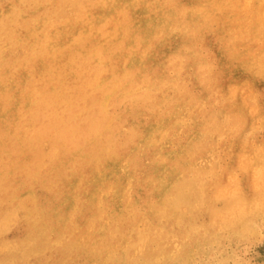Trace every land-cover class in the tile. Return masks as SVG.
<instances>
[{
    "label": "rangeland",
    "instance_id": "rangeland-1",
    "mask_svg": "<svg viewBox=\"0 0 264 264\" xmlns=\"http://www.w3.org/2000/svg\"><path fill=\"white\" fill-rule=\"evenodd\" d=\"M0 15V264H264V0H0Z\"/></svg>",
    "mask_w": 264,
    "mask_h": 264
},
{
    "label": "bare ground",
    "instance_id": "bare-ground-1",
    "mask_svg": "<svg viewBox=\"0 0 264 264\" xmlns=\"http://www.w3.org/2000/svg\"><path fill=\"white\" fill-rule=\"evenodd\" d=\"M105 1H106V0H105ZM117 1H118V0H117ZM113 2H114V1H111V4H112ZM109 3H110V2H109ZM114 3H115V2H114ZM82 4H83V3H82ZM42 5H43V4H42ZM25 6L27 7V5H25ZM25 6H24V7H25ZM87 6H88V5H87ZM98 6H99V5H98ZM107 6H108V5H107ZM107 6H106V7H107ZM109 6H110V5H109ZM111 6H112V5H111ZM111 6H110V7H111ZM81 7H82V6H81ZM94 7H95V6H94ZM25 9H26V8H24V10H25ZM99 9H100V8H99ZM109 9H110V8H108V9L105 8V10H107V11H108ZM87 10H88V9H87ZM89 10H90V8H89ZM94 10H95V8H94ZM101 10H102V9H101ZM120 10H121V9H120ZM120 10H119V11H120ZM95 11H96V10H95ZM99 11H100V10H99ZM107 11H106V12H107ZM2 12H3V10H1V14H2ZM23 12H24V11H23ZM27 12H28V11H27ZM85 12H86V11H85ZM90 12H91V10H90ZM24 13H25V12H24ZM93 14H94V12H93ZM93 14H91V15L93 16ZM118 15H119V14H118ZM0 16H1V15H0ZM94 16H95V15H94ZM40 17H41V16H40ZM96 17H97V15H96ZM102 17H103V16H102ZM103 19H104V18H103ZM87 23H88V22H87ZM94 23H95V22H94ZM99 23H100V22H99ZM104 23H105V22H103V24H104ZM2 24H3V23H2ZM27 24H28V23H27ZM27 24H26V25H27ZM91 24H92V23H91ZM100 24H102V23H100ZM86 25H87V24H86ZM94 25H95V24H94ZM24 26H25V25H24ZM66 26H67V25H66ZM89 26H91V25H89ZM99 27L101 28V25H100ZM23 28H24V27H23ZM85 28H86V26H85ZM34 29H35V28H34ZM55 29H56V28H55ZM35 30H36V29H35ZM52 31H53V30H52ZM66 31H67V30H66ZM69 31H70V30H69ZM69 31H68V32H69ZM81 31L84 32L85 29L83 28ZM48 32H49V31H48ZM48 32H47V33H48ZM54 32H55V31H54ZM56 32H57V31H56ZM63 32H64V31H63ZM73 32H74V29H73ZM75 32H76V31H75ZM71 33H72V32H71ZM94 33H95V32H94ZM50 34H51V33H50ZM67 34H68V33H67ZM73 34H76V33H73ZM84 34L86 35L87 33L84 32ZM84 34H80V35L82 36V35H84ZM51 35H52V34H51ZM55 35H56V34H55ZM58 35H60V34H58ZM62 35H65V34H62ZM76 35H77V34H76ZM78 35H79V34H78ZM94 35H97V33L94 34ZM60 36H61V35H60ZM73 36H74V35H73ZM73 36H72V37H73ZM81 36H80V37H81ZM89 36H91V35L88 34V37H89ZM57 37H58V36H57ZM63 37H64V36H63ZM76 37H77V36H76ZM88 37H86V38L88 39ZM37 38H38V36H37ZM59 38H60V37H59ZM67 38H68V37H67ZM74 38H75V37H73L72 40H73ZM82 38H83V36H82ZM98 38H99V37H98ZM57 39H58V38H57ZM64 39H65V38H64ZM87 39H86V40H87ZM92 39H94V38H92ZM32 40H33V39H32ZM69 40H71V38H70ZM89 40H90V39H89ZM99 40H100V39H99ZM42 41H43V40H42ZM57 41H58V40H57ZM57 41H56V42H57ZM59 41H60V40H59ZM62 41H63V40H62ZM64 41H65V40H64ZM81 41H82V39H81ZM94 41H95V40H94ZM97 41H98V40H97ZM51 42H52V40H51ZM53 42H54V41H53ZM66 42H67V41H66ZM84 42H86V41H83L82 43L84 44ZM89 42H90V41H89ZM91 42H92V41H91ZM91 42H90V44L93 43V42H92V43H91ZM98 42H99V41H98ZM61 43H62V42H61ZM68 43H70V42H68ZM94 43H95V42H94ZM57 45H58V44H57ZM60 45H61V44H60ZM86 45H87V44H86ZM97 45H98V44H97ZM7 46H8V45H7ZM76 46H77V45H76ZM87 46H88V45H87ZM92 46H93V45H92ZM99 46H100V45H99ZM53 47H54V46H53ZM65 47H66V45H65ZM74 47H75V46H74ZM81 47H82V46H81ZM83 47H84V46H83ZM85 47H86V46H85ZM95 47H96V46H95ZM95 47H93V48H94V52H95ZM76 48H77V47H76ZM91 48H92V47H91ZM96 48H98V47H96ZM73 49H74V48H73ZM86 49H87V48H86ZM86 49H85V51L87 52ZM88 49H89V48H88ZM80 50H81V49H80ZM83 50H84V49H82V51H83ZM97 50H98V49H97ZM72 51H73V50H72ZM72 51H68L67 53H69V52L71 53ZM74 51H76V50L74 49ZM82 51H81V52H82ZM88 51H90V50H88ZM77 52H78V51H77ZM77 52H76V53H77ZM81 52H80V53H81ZM90 52H91V51H90ZM90 52L88 53V54H89L88 56H90V54H92V53H90ZM119 52H120V51H119ZM70 53H69V54H70ZM76 53L74 52V54H76ZM97 53H98V52H97ZM134 53H135V52H134ZM150 53H151V52H150ZM85 54H86V53H85ZM95 54H96V53H95ZM99 54H101V53H99ZM99 54H97V55H99ZM135 54H136V53H135ZM155 54H156V53H155ZM55 55H56V54H55ZM65 55L67 56V54H65ZM72 55H73V53H72ZM83 55H84V54H83ZM93 55H94V54H93ZM62 56H64V55H62ZM66 56H65V57H66ZM78 56H79V55H78ZM78 56H76V60H77V57H78ZM81 56H82V55L80 54V57H81ZM84 56H85V55H84ZM91 56H92V55H91ZM99 56H100V55H99ZM155 56H156V55H155ZM60 57H61V56H60ZM68 57H69V59H70L71 56L69 55ZM86 57H87V56H86ZM94 57H95V56H94ZM94 57H93V58H94ZM120 57H122V56H120ZM120 57H119V58H120ZM32 58H33V57H32ZM49 58H50V57H49ZM56 58H57V57H56ZM71 58H72V57H71ZM81 58H82V57H81ZM83 58H84V57H83ZM90 58H91V57H90ZM96 58H97V57H96ZM116 58L119 59L118 56H117ZM126 58H127V57H126ZM38 59H39V58H38ZM44 59H45V57H44ZM60 59H62V58H60ZM72 59H75V58L73 57ZM97 59H98V58H97ZM153 59H154V58H153ZM32 60H34V59H32ZM47 60H48V59H47ZM67 60H68V59H67ZM67 60L64 59V62L67 61ZM76 60H75V61H76ZM86 60H87V59H86ZM91 60H92V59H91ZM98 60L100 61V58H99ZM112 60H113V59H112ZM130 60H131V59H130ZM56 61H57V60H56ZM69 61H70V60H69ZM71 61H72V60H71ZM78 61H80L79 57H78ZM81 61H82V60H81ZM83 61H84V60H83ZM104 61H105V60H104ZM104 61H103V62H104ZM114 61L116 62V60H114ZM31 62H32V61H31ZM38 62H39V61H38ZM47 62H48V61H47ZM52 62H53V61H52ZM72 62L74 63V61H72ZM87 62H88V61H87ZM109 62H110V61H109ZM111 62H112V61H111ZM118 62H119V60H118ZM125 62H126V60H124V63H125ZM35 63H36V62H35ZM45 63H46V62H45ZM53 63H54V62H53ZM61 63H62V62H61ZM73 63H71V64H73ZM81 63H82V62H81ZM85 63H86V61H85ZM100 63H101V62H100ZM120 63H123V62H120ZM93 64H94V63H93ZM93 64H92V65H93ZM101 64H102V63H101ZM101 64H99V65H101ZM48 65H49V64H48ZM54 65H55V64H54ZM61 65H62V64H61ZM65 65H66V64H65ZM65 65H64V67H65ZM87 65H88V63H87ZM95 65H96V64H95ZM97 65H98V63H97ZM104 65H105V64H104ZM106 65H107V64H106ZM109 65H110V64H109ZM112 65H114V64H112ZM38 66L40 67V64H38ZM42 66H43V65H42ZM42 66H41V68H39V69L46 68V67H44V66H43V68H42ZM51 66H52V65H51ZM59 66H60V65L58 64V67H59ZM88 66H89V65H88ZM88 66H87V67H88ZM93 66H94V65H93ZM123 66H124V64H123ZM125 66H126V65H125ZM29 67H30V66H29ZM32 67L34 68V66H32ZM58 67H57V68H58ZM64 67H63V65H62L61 68L65 70L66 68H64ZM73 67H75V66H73ZM97 67H98V66H97ZM97 67H96V68H97ZM100 67H101V66H100ZM100 67H98V68H100ZM110 67H111V66H110ZM110 67H109V68H110ZM112 67H113V66H112ZM112 67L110 68L111 70H112ZM52 68H53V67H52ZM54 68H55V67H54ZM54 68L52 69L53 71H54ZM84 68L86 69V67H84ZM84 68H83V69H84ZM109 68H108V69H109ZM116 68H117V67H116ZM157 68H158V67H157ZM68 69H69V67H68ZM70 69H72V68H70ZM70 69H69L67 72L71 71ZM79 69H80V68H79ZM83 69H82V71H83ZM93 69H95V68L93 67ZM106 69H107V67H106ZM108 69H107V70H108ZM123 69H124V68H123ZM131 69H132V68H131ZM131 69H130V70H131ZM143 69H144V68H143ZM4 70H5V69H4ZM35 70H36V68H35ZM43 70H44V69H43ZM50 70H51V69H50ZM55 70H56V69H55ZM59 70H60V69H59ZM59 70H56V71H59ZM64 70H63V71H64ZM95 70H97V69H95ZM101 70L104 71L105 69H101ZM36 71H38V70H36ZM65 71H66V70H65ZM72 71H74V70H72ZM80 71H81V70H80ZM80 71L78 70V72H80ZM86 71H87V69H86ZM86 71H85V73H86ZM102 71H101V72H102ZM105 71H106V70H105ZM3 72H4V71H3ZM17 72H18V71H17ZM31 72H32V71H31ZM39 72H42V71H39ZM78 72H77V73H78ZM83 72H84V71H83ZM96 72H98V71H96ZM113 72H114V71H113ZM54 73H55V72H54ZM57 73H58V72H57ZM59 73L61 74V71H60ZM87 73H88V72H87ZM98 73H99V72H98ZM115 73H116V72H115ZM126 73H127V72H126ZM47 74H49V73H46L45 76H47ZM51 74H52V73H51ZM69 74L72 75L71 72H70ZM82 74H83V73H82ZM82 74H81V75H82ZM127 74H128L127 76L130 75V74H129V70H128V73H127ZM7 75H8V74H7ZM7 75H6V76H7ZM38 75H39V74H38ZM52 75H53V74H52ZM56 75H57V74H56ZM64 75H65V74L63 73V76H64ZM77 75L79 76V74H77ZM115 75H116V74H115ZM140 75H141L140 77L142 78V74H140ZM32 76L34 77L33 74H32ZM35 76H36V75H35ZM50 76H51V75H50ZM54 76H55V75H54ZM59 76H60V75H59ZM75 76H76V75H75ZM83 76H84V74L82 75V77H83ZM86 76H87V74H86ZM88 76H89V75H88ZM99 76H101V75L99 74ZM99 76H98V77H99ZM127 76H126V77H127ZM132 76H133V75H132ZM137 76H138V75H137ZM23 77H24V76H23ZM27 77H30V76H27ZM38 77H39V76H38ZM41 77H44V75L41 76ZM48 77H49V76H48ZM61 77H62V76H61ZM71 77H73V76H71ZM76 77H77V76H76ZM79 77H80V76H79ZM93 77H95V76H93ZM93 77H92V78H93ZM98 77H97V79H98ZM126 77L124 76L123 79L126 78ZM34 78H35V77H34ZM52 78H53V77H52ZM65 78H66V77H65ZM65 78L63 77V78H60V79H63V80H64ZM77 78H78V77H77ZM87 78H88V77H87ZM136 78H137V77H136ZM4 79H6V78L4 77ZM28 79H29V78H28ZM45 79H47V78L45 77V78L43 79V83L45 82V81H44ZM69 79H70V78H69ZM79 79H80V78H79ZM81 79H83V78H81ZM93 79H95V78H93ZM104 79H105V78H104ZM117 79H118V76H117ZM127 79H130V77L127 78ZM134 79H135V78H134ZM37 80H38V78H37ZM39 80H40V79H39ZM39 80H38V81H39ZM84 80H85V78H84ZM124 80H125V79H124ZM34 81H35V79H34ZM56 81H57V79H56ZM66 81H67V79H66ZM72 81H75V80L73 79ZM82 81H83V80H82ZM86 81H87V80H86ZM120 81L123 83V81L121 80V78H120ZM134 81H135V80H134ZM149 81H150V80H149ZM57 82H58V81H57ZM61 82H63V81H61ZM61 82H60V83H61ZM70 82H71V81H70ZM70 82H69V84H70ZM95 82H96V81H95ZM97 82H98V81H97ZM97 82H96V84H97ZM117 82H118V81H117ZM137 82H139V81H137ZM63 83H64V82H63ZM66 83H67V85L65 84L64 88L67 86L66 89H68V86H70V85H68V82H66ZM72 83H73V82H72ZM76 83H77V82H76ZM37 84H38V83H37ZM74 84H75V83H74ZM74 84H73V85H74ZM54 85H56V84H54ZM60 85H61V84H60ZM63 85H64V84H63ZM63 85H62V86H63ZM71 85H72V84H71ZM38 86H39V85H38ZM75 86H77V84H76ZM116 86H117V84H116ZM120 86H121V85H120ZM73 87H74V86H73ZM79 87H80V86H79ZM91 87H92V86H91ZM99 87H100V86H99ZM44 88H45V87H44ZM86 88H87V87H86ZM115 88H116V87H115ZM125 88H126V87H125ZM49 89H50V87H49ZM61 89H62V87H61ZM89 89H90V88H89ZM93 89H94V87H93ZM123 89H124V88H123ZM59 90H60V89H59ZM62 90H63V89H62ZM72 90H73V89H72ZM72 90H71V91H72ZM77 90H78V92H80V89L77 88ZM81 90H82V89H81ZM85 90H86V89H85ZM115 90H116V89H115ZM64 91H69V90H64ZM71 91H70V92H71ZM74 91H75V89H74ZM95 91H96V89H95ZM97 91H98V90H97ZM97 91H96V92H97ZM116 91H117V90H116ZM126 91H127V90H126ZM41 92H42V91H41V89H40V93H41ZM83 92H85V91H83ZM2 93H3V92H2ZM5 93H6V92H5ZM5 93H4V94H5ZM63 93H64V92H63ZM94 93H95V92H94ZM0 94H1V93H0ZM64 94H66V92H65ZM67 94H68V93H67ZM72 94H73V93H72ZM107 94H108V93H107ZM70 95H71V94H70ZM82 95H83V94H82ZM82 95H81V96H82ZM90 95H91V94H90ZM90 95H89V96H90ZM81 96H80V97H81ZM89 96H86V97H89ZM111 96H112V95H111ZM36 97H37V96H36ZM74 97L79 98V97H77V96H74ZM84 97H85V96H84ZM65 98H66V97H65ZM76 98H75V99H76ZM93 98H94V95H93ZM109 98H110V96H109ZM67 99H68V97H67ZM73 99H74V98H73ZM73 99H72V100H73ZM79 99H81V98H79ZM62 100H63V99H62ZM72 100H71V101H72ZM76 100H77V99H76ZM76 100H75V101H76ZM81 100H82V99H81ZM85 100H86V99H84L83 101H85ZM92 100H93V99H92ZM96 100H97V99H96ZM79 101H80V100H79ZM83 101H82V102H83ZM98 101H100V99H99ZM98 101H97V102H98ZM69 102H70V101H69ZM80 102H81V101H80ZM87 102H89V101H87ZM95 102H96V101H95ZM104 102H108V101H104ZM72 103H73V102H72ZM75 103L78 104V101L75 102ZM75 103H74L73 105H75ZM92 103H93V102H92ZM92 103H91V104H92ZM98 103H99V102H98ZM84 104H85V103H84ZM93 104H94V103H93ZM93 104H92V105H93ZM106 104H107V103H106ZM94 105H95V104H94ZM107 105H108V104H107ZM107 105H106V106H107ZM77 106H78V105H77ZM83 106H84V105H83ZM10 107H11V106H10ZM88 107H89V106H88ZM93 107H94V106H93ZM95 107H98V106H95ZM104 107H105V106H104ZM50 108H51V107H50ZM70 108H71V107H70ZM70 108H68V109H70ZM81 108H82V107H81ZM89 108H90V107H89ZM143 108H144V107H143ZM167 108H168V107H167ZM4 109H5V108H4ZM7 109L9 110V107H8ZM75 109H76V107H75ZM84 109H85V108H84ZM90 109H91V108H90ZM95 109H96V108H95ZM156 109H157V108H156ZM161 111H162V110H161ZM170 111H171V110H170ZM1 112H2V111H1ZM154 112H155V111H154ZM162 112H163V111H162ZM4 113H5V111H4ZM168 113H169V112H168ZM0 114H1V113H0ZM158 114H159V113H158ZM102 115H103V113H102ZM162 115H163V114H162ZM2 116H3V115H2ZM167 116H168V115H167ZM154 117H155V116H154ZM154 117H153V118H154ZM164 117H166V115H165ZM2 118H4V117H2ZM162 118H163V117H162ZM94 119H96V118L94 117L93 120H94ZM158 119H159V118H158ZM169 119H170V118H169ZM169 119H167V120H169ZM7 120H8V119H7ZM164 120H165V119H164ZM4 121H5V120H4ZM1 122H2V121H1ZM165 122H166V121H165ZM6 124H7V123H6ZM96 124H97V123H96ZM61 125H62V124H61ZM89 125H90V124H89ZM90 126H91V125H90ZM95 127H96V126H95ZM161 127H163V125H162ZM164 127H166V126L164 125ZM90 129H91V128H90ZM90 129H89V130H90ZM93 129H95V128H93ZM59 131H60V130H59ZM62 131H63V130H62ZM90 131H91V130H90ZM94 131H95V130H94ZM162 131H163V129H162ZM69 132H70V131H69ZM66 133H67V132H66ZM90 133H91V132H90ZM163 133H164V132H163ZM67 134H68V133H67ZM69 134H70V133H69ZM69 134H68V136H69ZM91 135H92V134H91ZM97 135H98V134H97ZM104 135H105V134H104ZM92 136H93V135H92ZM94 136H95V135H94ZM161 136H163V135H161ZM140 137H141V135H140ZM72 138H73V137H72ZM90 138H91V137H90ZM134 138H135V137H134ZM138 138H139V137H138ZM87 139H89V138H87ZM126 139H127V138H126ZM142 140H143V139H142ZM149 140H150V139H149ZM73 141H74V140H73ZM92 141H94V140L92 139ZM135 141H136V140H135ZM23 142H24V141H23ZM84 142H85V140H84ZM84 142H83V143H84ZM146 142H147V141H146ZM148 142H149V141H148ZM27 144H28V143H27ZM27 144H26V145H27ZM55 144H56V143H55ZM75 144H76V143H75ZM84 144H86V143H84ZM84 144H83V146H84ZM92 144H93V142H92ZM30 145H31V144H30ZM55 146H56V145H55ZM55 146H54V149H55ZM57 146H58V145H57ZM85 146H86V145H85ZM85 146H84V147H85ZM97 146H98V145H97ZM168 146H169V145H168ZM23 147H24V146H23ZM75 147H76V146H75ZM84 147H83V148H84ZM160 147H161V146H160ZM73 148H74V147H73ZM83 148H82V149H83ZM43 149H44V148H42V150H43ZM61 149H62V146H61ZM69 149H70V152H68V153H71L72 150H71V148H69ZM84 149H85V148H84ZM86 149H87V148H86ZM86 149H85V150H86ZM88 149H89V148H88ZM55 150L57 151V149H55ZM58 150H59V149H58ZM65 150H66V149H65ZM67 150H68V148H67ZM73 150H74V149H73ZM75 150H76V149H75ZM83 152H84V151H83ZM85 152H86V151H85ZM85 152H84V153H85ZM11 153L13 154L14 152H11ZM77 153H79V155L82 154V153L80 154L79 151H77ZM77 153H76V155H78ZM161 153H163V152H161ZM18 154H19V153H17V155H18ZM64 154H66V152H65ZM104 154H105V153H104ZM14 155H15V154H14ZM55 155H56V153H55ZM76 155L73 154V156H75V157H76ZM129 155H130V154H129ZM132 155H133V154H132ZM150 155H151V154H150ZM150 155L147 154V156H150ZM81 156H82V155H81ZM103 156H104V155H103ZM105 156H106V155H105ZM105 156H104V157H105ZM155 156H156V155H155ZM155 156L153 155L152 157H155ZM18 157H19V155H18ZM70 157H71V156H70ZM70 157H69V158H70ZM82 158H84V157H82ZM101 158H102V157H101ZM123 158H124V157H123ZM67 159H68V156H67ZM80 159H81V158H80ZM156 159H157V158H156ZM160 159H161V158H160ZM123 160H124V159H123ZM157 160H158V159H157ZM161 160H162V159H161ZM22 161H23V157H22ZM22 161H21V162H22ZM73 161H74V160H73ZM89 161H90V160H89ZM127 161H128V160H127ZM10 162H11V161H10ZM12 162H13V161H12ZM14 162H16V161H14ZM19 162H20V161H19ZM19 162H18V163H19ZM74 162H75V161H74ZM87 162H88V161H87ZM157 162H158V161H157ZM108 163H109V162H108ZM144 163H145V162H144ZM148 163H149V162H148ZM14 164H17V163H14ZM20 164L23 165L22 163H20ZM54 164H55V163H54ZM84 164H85V163H84ZM84 164H82V166H83ZM17 165H18V164H17ZM17 165H16V167H17ZM24 165H25V164H24ZM57 165H58V163H57ZM69 165H70V164H69ZM76 165H77V164H76ZM76 165H75V166H76ZM79 165H81V164L79 163ZM85 165H86V164H85ZM124 165H125V164H124ZM139 165H140V164H139ZM153 165H154V164H153ZM26 166H27V165H26ZM32 166H33V165H32ZM32 166L30 167V169H32ZM73 166H74V165H73ZM144 166H145V165H144ZM146 166H148V165H146ZM149 166H150V165H149ZM12 167H13V166H12ZM14 167H15V166H14ZM14 167H13V168H14ZM16 167H15V168H16ZM67 167H69V166L67 165ZM77 167H78V166H77ZM89 167H90V166H89ZM91 167H92V165H91ZM128 167H129V166H128ZM17 168H18V167H17ZM95 168H96V167H95ZM160 168H161V167H160ZM18 169H19V168H18ZM30 169H29V171L27 172V174L30 172ZM69 169H71V171L74 172V170H72L73 167H72V168H69ZM75 169H77V168H75ZM79 169H80V168H79ZM84 169H85V168H83V170H84ZM148 169H150V168H148ZM148 169H147V170H148ZM152 169H153V167H152ZM14 170H15V169H14ZM27 170H28V169H27ZM33 170H34V169H33ZM64 170H65V169H64ZM64 170H63V172H66V171H64ZM31 171H32V170H31ZM75 171H76V170H75ZM81 171H82V170H81ZM150 171H153V170H150ZM84 172H85V171H84ZM145 172H146V171H145ZM30 173L33 174V172H30ZM60 173H61V172H60ZM60 173H59V174H60ZM68 173H70V172H68ZM27 174H26V176H27ZM32 174H30V175H32ZM65 174H66V173H65ZM77 174H78V173H77ZM86 174H87V173H86ZM86 174H85V175H86ZM122 174H123V173H122ZM145 174H146V173H145ZM4 175H5V174H4ZM22 175H24V174H22ZM63 175H64V174H63ZM101 175H102V174H101ZM28 176H29V175H28ZM64 176H66V175H64ZM67 176H68V175H67ZM86 176H89V175H86ZM90 176H91V175H90ZM30 177H31V176H30ZM68 177H69V176H68ZM68 177H67V178H68ZM82 177H83V175H82ZM73 178H74V177H73ZM79 178H80V177H79ZM79 178H78V179H79ZM7 179H8V178H7ZM82 179H83V178H82ZM4 180H5V179H4ZM47 180H48V179H47ZM47 180H46V181H47ZM50 180H51V179H50ZM70 180H71V179H70ZM140 180H142V179H140ZM67 181H68V180H67ZM73 181H74V179H73ZM75 181H76V178H75ZM77 181H78V180H77ZM79 181H80V179H79ZM79 181H78V182H79ZM85 181H86V180H85ZM127 181H128V180H127ZM49 182H51V181H49ZM55 182H56V181H55ZM78 182H77V183H78ZM87 182H88V181H87ZM89 182H90V181H89ZM89 182H88V183H89ZM122 182H123V181H122ZM4 183H5V182H4ZM51 183H52V182H51ZM62 183H63V182H62ZM71 183H72V182H71ZM79 183H80V182H79ZM124 183H127V182L125 181ZM129 183H130V182H129ZM129 183H127V184H129ZM27 184H28V183H27ZM58 184H59V183H58ZM63 184H64V183H63ZM89 184H90V183H89ZM105 184H106V183H105ZM48 185H49V183H48ZM70 185H71V184H70ZM74 185H75V184H74ZM76 185H77V184H76ZM79 185H80V184H79ZM86 185H87V184H86ZM86 185H85V186H86ZM100 185H101V184H100ZM100 185H99V186H100ZM123 185H124V184H123ZM123 185H122V186H123ZM131 185H132V184H131ZM44 186H45V184H44ZM53 186H54V185H53ZM56 186H57V184H56ZM62 186H63V185H62ZM65 186H66V185H65ZM67 186H69V185H67ZM72 186H73V185H72ZM87 186H88V185H87ZM91 186H92V185H91ZM154 186H155V185H154ZM82 187H83V186H82ZM125 187H126V186H124V188H125ZM66 188H67V187H66ZM78 188H79V187H78ZM99 188H100V187H99ZM124 188H123V189H124ZM129 188H130V185L128 186L127 189L129 190ZM101 189H103V188H101ZM114 189H115V188H114ZM127 189H124V190H127ZM47 190H48V189H47ZM49 190H50V189H49ZM64 190H65V189H64ZM67 190H68V188H67ZM78 190H80V189H78ZM78 190H77V191H78ZM98 190L100 191V189H98ZM3 191H4V190H3ZM23 191H24V190H22V192H23ZM68 191H69V190H68ZM81 191L83 192V190H81ZM85 191H87V190H85ZM85 191H84V192H85ZM120 191H121V189H120ZM65 192H66V191H64V193L62 192V194H65ZM71 192H72V191H71ZM18 193H19V192H18ZM20 193H21V192H20ZM67 193H68V192H67ZM75 193H76V192H75ZM96 193L99 194L98 192H96ZM21 194H22V193H21ZM97 194H96V197H97ZM67 195H68V194H67ZM69 195H70V194H69ZM75 195L77 196V194H75ZM81 196H82V195H81ZM94 196H95V195H94ZM99 196H100V194H99ZM7 197H8V196H7ZM65 197H66V196H65ZM68 197H69V196H68ZM70 197H71V196H70ZM96 197H95V198H96ZM154 197H155V196H154ZM18 198H19V197H18ZM18 198H16V199H18ZM99 198H100V197H99ZM47 199H48V198H47ZM79 199H80V198H79ZM0 200H1V199H0ZM43 200H44V198H43ZM68 200H69V198H68ZM70 200H71V198H70ZM70 200H69V201H70ZM85 200H86V199H85ZM18 201H20V200H18ZM49 202H50V201H49ZM86 202H87V201H86ZM86 202L84 201L83 203H86ZM94 202H95V201H94ZM1 203H2V202H1ZM1 203H0V204H1ZM19 203H20V202H19ZM44 203H45V202H43V204H44ZM73 203H74V202H73ZM75 203H76V201H75ZM52 204H53V203H52ZM66 204H67V203H66ZM73 205H74V204H73ZM77 205H78V204H77ZM79 205H80V204H79ZM38 206H39V205H38ZM47 207H48V206H47ZM72 207H73V206H72ZM75 207L77 208L76 205H75ZM156 207H157V206H156ZM162 208H163V207H161L160 209H162ZM48 210H49V209H48ZM48 210H47V211H48ZM153 210H154V209H153ZM11 211H12V210H11ZM11 211H10V212H11ZM38 211H40V210H38ZM38 211H37V213L40 214ZM55 211H56V210H55ZM158 211H159V209H158ZM56 212H58V210H57ZM56 212H54V213H56ZM160 212H161V211H160ZM160 212H158V213H160ZM47 213H48V212H46L45 214H47ZM162 213H163V212H162ZM160 214H161V213H160ZM5 215H6V213H5ZM5 215H4V216H5ZM43 215H44V214H43ZM58 215H59V214H58ZM158 215H159V214H158ZM161 215H162V214H161ZM161 215H160V216H161ZM39 216H40V215H39ZM39 216H38V217H39ZM46 216H48V215H46ZM56 216H57V215H56ZM40 217H42V216H40ZM43 217H44V216H43ZM43 217H42V218H43ZM51 217H52V216H51ZM51 217H50V218H51ZM58 217H59V216H58ZM42 218H41V220H42ZM50 218H49V219H50ZM1 219H2V218H1ZM37 219H38V218H37ZM49 219H48V220H49ZM41 220L39 219V221H41ZM43 220H44V219H43ZM52 221H53V220H52ZM52 221H51V223H53ZM54 221H55V220H54ZM57 221H58V220H57ZM44 222H45V221H43V222L41 223V225L44 224ZM46 223H47V222H46ZM49 223H50V222H49ZM54 223H55V222H54ZM55 224H57V223H55ZM42 226H43V225H42ZM48 227H49V226H47V228H48ZM39 228H40V229H39V231H40L41 228H43V227H39ZM34 229H35V228H34ZM44 229H45V228H44ZM67 229H68V228H67ZM44 231H46V229H45ZM151 231H152V230H151ZM42 232H43V231H42ZM153 233H154V232H153ZM157 233H158V232H157ZM157 233H156V234H157Z\"/></svg>",
    "mask_w": 264,
    "mask_h": 264
}]
</instances>
